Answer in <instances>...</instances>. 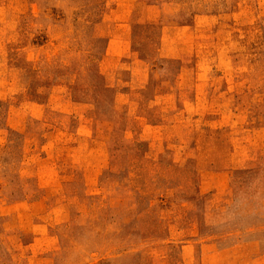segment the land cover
Returning a JSON list of instances; mask_svg holds the SVG:
<instances>
[{
    "label": "rangeland",
    "instance_id": "1",
    "mask_svg": "<svg viewBox=\"0 0 264 264\" xmlns=\"http://www.w3.org/2000/svg\"><path fill=\"white\" fill-rule=\"evenodd\" d=\"M0 264H264V0H0Z\"/></svg>",
    "mask_w": 264,
    "mask_h": 264
}]
</instances>
